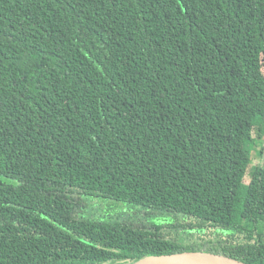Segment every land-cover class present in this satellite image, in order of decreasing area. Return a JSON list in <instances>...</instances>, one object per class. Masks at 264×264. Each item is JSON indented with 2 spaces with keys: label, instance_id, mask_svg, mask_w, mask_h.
<instances>
[{
  "label": "trees",
  "instance_id": "16d2710c",
  "mask_svg": "<svg viewBox=\"0 0 264 264\" xmlns=\"http://www.w3.org/2000/svg\"><path fill=\"white\" fill-rule=\"evenodd\" d=\"M188 251L264 264V0H0V264Z\"/></svg>",
  "mask_w": 264,
  "mask_h": 264
},
{
  "label": "water",
  "instance_id": "95a60500",
  "mask_svg": "<svg viewBox=\"0 0 264 264\" xmlns=\"http://www.w3.org/2000/svg\"><path fill=\"white\" fill-rule=\"evenodd\" d=\"M133 264H248L232 257L204 252L188 251L144 258Z\"/></svg>",
  "mask_w": 264,
  "mask_h": 264
},
{
  "label": "rangeland",
  "instance_id": "374dc122",
  "mask_svg": "<svg viewBox=\"0 0 264 264\" xmlns=\"http://www.w3.org/2000/svg\"><path fill=\"white\" fill-rule=\"evenodd\" d=\"M86 199L88 202L89 200H93L94 198L87 197ZM95 201L114 203L116 206H119L117 208L113 207V209L107 210V206L105 205V208H106L105 212H108L111 216H113L114 213L115 215L120 214L123 211L122 209H120V207L128 208V206L123 203H118V202H113V201H108V200H101V199H95ZM103 208H104V204H101L100 202L89 201V208L87 209L86 216L91 219L104 218V216H102ZM120 215H121L120 217H124L123 214H120ZM184 236L193 238L192 236H188V235H184Z\"/></svg>",
  "mask_w": 264,
  "mask_h": 264
}]
</instances>
